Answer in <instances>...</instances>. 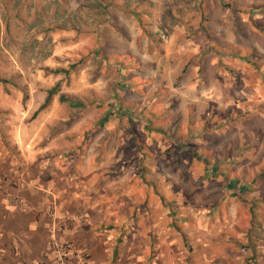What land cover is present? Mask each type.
Returning <instances> with one entry per match:
<instances>
[{"label":"rangeland","instance_id":"374dc122","mask_svg":"<svg viewBox=\"0 0 264 264\" xmlns=\"http://www.w3.org/2000/svg\"><path fill=\"white\" fill-rule=\"evenodd\" d=\"M90 1L0 0V134L51 160L87 152L153 240L173 229L193 246L190 227L223 249L239 228L246 253L264 190V0H144V29L110 7L96 30ZM58 83L81 102L56 96L34 118Z\"/></svg>","mask_w":264,"mask_h":264},{"label":"crops","instance_id":"0c3cea01","mask_svg":"<svg viewBox=\"0 0 264 264\" xmlns=\"http://www.w3.org/2000/svg\"><path fill=\"white\" fill-rule=\"evenodd\" d=\"M8 139L0 134V264H54V237L85 251L92 264H264V241L257 239L264 240V190L257 185L250 201L259 218L246 253L239 228L223 249L214 236L190 227L183 234L193 246L173 229L153 240L149 230L129 224L134 215L124 204L104 195L103 169L87 152L51 160L41 151L15 150Z\"/></svg>","mask_w":264,"mask_h":264},{"label":"trees","instance_id":"16d2710c","mask_svg":"<svg viewBox=\"0 0 264 264\" xmlns=\"http://www.w3.org/2000/svg\"><path fill=\"white\" fill-rule=\"evenodd\" d=\"M119 0H91L87 4V10L89 12L93 13V22L95 25V30L99 29L100 27L104 26L105 23L108 22V9L112 7L114 10L124 14L128 15L132 18H134L138 24L143 26L144 21L143 17H148L149 19H153V12L145 9L146 5L144 0H126L124 4H119ZM82 20L81 18L74 19V30L78 33H87L91 32V30L94 29H86V27H82L81 25ZM145 27L143 26V29ZM93 32V31H92ZM152 37V35H150ZM76 68L75 65H72L69 69H45L48 72H51L53 74H63V75H69L74 69ZM2 84H8L7 80H0ZM58 96L60 103H70L72 105H76L81 102V100L77 97H72L67 94L61 93V85L58 83L55 87L48 90L47 97L44 101V103L41 105L39 110L34 114V118H36L40 112L47 109L50 104L52 103L53 99Z\"/></svg>","mask_w":264,"mask_h":264},{"label":"built area","instance_id":"2783aa9c","mask_svg":"<svg viewBox=\"0 0 264 264\" xmlns=\"http://www.w3.org/2000/svg\"><path fill=\"white\" fill-rule=\"evenodd\" d=\"M48 215L57 222L54 209H51ZM63 223H66V221L63 220ZM64 226H66V224H64ZM64 226L62 230H65ZM53 245L54 264H92L89 255L72 242L54 237Z\"/></svg>","mask_w":264,"mask_h":264}]
</instances>
